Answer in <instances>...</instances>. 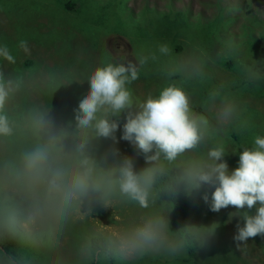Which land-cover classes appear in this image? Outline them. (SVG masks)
Listing matches in <instances>:
<instances>
[{
  "label": "clouds",
  "instance_id": "clouds-1",
  "mask_svg": "<svg viewBox=\"0 0 264 264\" xmlns=\"http://www.w3.org/2000/svg\"><path fill=\"white\" fill-rule=\"evenodd\" d=\"M225 11L241 8L233 4ZM18 48L31 54L26 40ZM220 54L237 61L248 84L264 80V61L242 60L233 40L223 43ZM161 57L167 59L159 63ZM150 61L159 64L165 84L140 97L130 85ZM0 62L17 65L7 44H0ZM210 64L209 53L199 45L174 56L168 43H160L155 52H139L131 60L118 49L79 81H86L89 90L71 120L44 104H15L10 115L7 106L24 90L26 75L39 67H14L6 74L0 66V264H44L41 255L67 238L71 224L97 218L113 206L133 207L140 214L100 240L82 237L75 246L77 264L174 258L206 248L220 227L217 222L188 223L173 232L169 219L180 194L191 198L205 188L214 189L210 197L207 191L200 196L210 211L232 206L236 211L229 218L243 221L233 237L238 250L250 238H264V136L256 135L251 147L242 148L238 167L229 172L223 138L232 129H247L249 121L239 99L226 91L229 82L210 90L199 104L203 112L196 110L186 86L208 80ZM46 81L53 92L72 82L58 80L52 71ZM209 112L214 123L204 114ZM122 114L119 139L132 146L133 156L121 157L115 147L100 151L102 139L119 143L115 134ZM138 157L146 165L139 170ZM162 195L168 199L160 201ZM50 264L69 262L56 257Z\"/></svg>",
  "mask_w": 264,
  "mask_h": 264
},
{
  "label": "rangeland",
  "instance_id": "rangeland-1",
  "mask_svg": "<svg viewBox=\"0 0 264 264\" xmlns=\"http://www.w3.org/2000/svg\"><path fill=\"white\" fill-rule=\"evenodd\" d=\"M67 1L72 4L71 10L62 7ZM233 4H239L241 11L227 13L225 8ZM148 10H154L155 16L162 17L160 21L170 25L174 24L173 18H176L187 30L174 25L175 32H193L195 45L209 53L210 78L203 84L186 86L199 109L203 100L199 98V92H209L222 82H229L226 91L239 99L249 127L243 131L232 129L224 136L227 148L224 160L231 172L238 167L239 154L245 144L228 138L229 135H236L247 143L252 142L251 137L254 140L256 135L264 136V80L248 84L242 78L237 61L221 55L220 50L223 43L231 39L240 46L242 60L250 62L252 57L253 60L264 61V0H0V44L9 46L20 68L39 67L37 71L26 75L24 90L16 101L7 106L9 114H13L15 104L22 107L44 104L52 105L57 115L71 120L73 109L89 90L86 81H79L102 60L109 58L110 53L115 55L118 49H122V53L127 52L131 60L139 52H155L157 45L167 40L174 42L171 48L175 56L194 45L191 40L184 41L180 34L175 35V43ZM159 28L155 32L154 29ZM159 33L161 35L156 36ZM20 40L27 41L30 55L18 48ZM166 59L161 57L159 63ZM25 60L29 61V65L20 66ZM226 61L230 62L228 68L224 65ZM0 66L6 74L12 69V66L3 62H0ZM158 67V63L150 61L141 71L139 79L130 85L135 95L143 97L149 91L156 93L164 86L165 80L157 72ZM49 71L55 72L58 80L72 82L64 83L53 92L46 81ZM199 111L203 112V109ZM204 114L214 123L210 112ZM123 123L122 114L121 127L115 134L119 143L113 145L111 140L102 139L99 145L101 152L115 147L121 157L134 155L132 146L119 139ZM135 166L137 170L146 166L142 157L136 158ZM213 190L202 189L191 198L182 194L187 202V215L176 225L170 223V230L175 232L188 223L208 226L217 222L220 227L209 246L193 248L189 257L187 254L174 258L155 256L141 262L126 261L124 264H264V238H250L246 248L237 249L233 237L237 223L243 226V221L238 217L229 218L236 209L229 206L219 212H212L209 205L200 199L204 191L210 197ZM165 200L161 196L160 201ZM159 205L158 201V208ZM139 214V210L133 207L113 206L102 210L97 218L77 219L71 224L67 238L62 239L51 252L41 255L40 259L44 264H50L56 257H62L69 264H77L75 246L82 237H103L107 231L134 222ZM249 214L254 215L255 209L250 210ZM171 217L172 211L170 220Z\"/></svg>",
  "mask_w": 264,
  "mask_h": 264
},
{
  "label": "trees",
  "instance_id": "trees-1",
  "mask_svg": "<svg viewBox=\"0 0 264 264\" xmlns=\"http://www.w3.org/2000/svg\"><path fill=\"white\" fill-rule=\"evenodd\" d=\"M62 7L63 8H65V9H68V10H71L72 9V4H71V2H69V1H67V2H65L63 5H62ZM149 12H151L152 13V15L154 16V18H155V21H156V23H158L159 24V26L161 27V29L162 30H166V34H167V36L169 37V38H171V39H173V40H175V43H176V36L175 35H181L182 36V38H183V40L184 41H186V40H191L192 42H193V44L195 45V39H194V37H193V32H190V33H177V32H175V30L173 29V27H174V25H178V26H180L181 28H183V29H185V30H187L176 18L174 19L173 18V21H174V24H172V25H170L169 23H167V22H163V21H160L161 19H162V17H157V16H155V12H154V10H148ZM147 11V12H148ZM144 12H146V11H144ZM143 14V13H142ZM154 28V27H153ZM155 30V32L157 31V30H160V28L159 29H154ZM157 35H161V33H159V34H156V36ZM165 43H168L169 44V46L171 47V45L174 43V42H172V41H167V40H165ZM228 61H226L225 63H224V65L226 66V68H228V64H229V66H230V62L229 63H227ZM29 65V61H27V60H25L24 61V63L22 64V65H20V66H28ZM14 67H19V66H17V65H15V66H12V68H14ZM208 93V91H206V92H203V91H200L199 92V98L200 99H204L205 98V96H206V94ZM196 110L197 111H199V110H201V108L199 109V107H197L196 106ZM228 138H231V139H233L234 141H236V142H242V143H244L245 144V147H251L253 144H251L252 142H253V137H251V139H252V142H246V141H244L242 138H238L236 135H229V137ZM224 139V138H223ZM100 142H102V140L100 141ZM224 142H225V144H226V140L224 139ZM240 145H241V143H240ZM163 196V195H162ZM166 200L168 199L166 196H163ZM254 209H255V207H254ZM187 210H188V207H187V202L186 201H184V199H183V196H182V194H180L178 197H177V199H176V201H175V205H174V207H173V209H172V217H171V220H170V223L172 224V225H176V224H178L182 219H185V217H186V215H187ZM94 237H96V239L97 240H100V239H102L103 237H101V236H98V235H95ZM262 244H264V242L262 243ZM263 250H264V246H263ZM192 252H193V249H190L188 252H187V256L189 257V256H191V254H192ZM264 253V252H263Z\"/></svg>",
  "mask_w": 264,
  "mask_h": 264
}]
</instances>
